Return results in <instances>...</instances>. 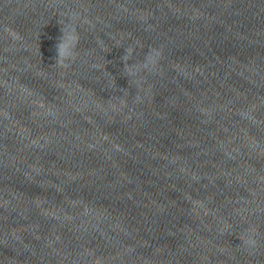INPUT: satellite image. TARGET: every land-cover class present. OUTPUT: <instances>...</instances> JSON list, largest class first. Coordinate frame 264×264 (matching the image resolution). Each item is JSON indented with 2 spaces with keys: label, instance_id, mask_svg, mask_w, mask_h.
<instances>
[{
  "label": "clouds",
  "instance_id": "obj_1",
  "mask_svg": "<svg viewBox=\"0 0 264 264\" xmlns=\"http://www.w3.org/2000/svg\"><path fill=\"white\" fill-rule=\"evenodd\" d=\"M62 32H64V35L56 45V62L60 66L68 67L69 65L65 63V61L75 59L74 49L78 37L75 35L74 28H71L68 31L62 30Z\"/></svg>",
  "mask_w": 264,
  "mask_h": 264
}]
</instances>
